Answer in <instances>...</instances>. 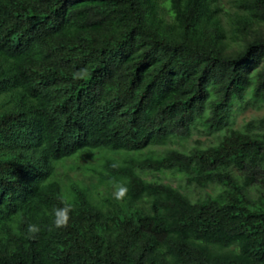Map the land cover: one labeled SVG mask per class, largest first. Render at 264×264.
Instances as JSON below:
<instances>
[{"label": "trees", "instance_id": "obj_1", "mask_svg": "<svg viewBox=\"0 0 264 264\" xmlns=\"http://www.w3.org/2000/svg\"><path fill=\"white\" fill-rule=\"evenodd\" d=\"M0 264H264V0H0Z\"/></svg>", "mask_w": 264, "mask_h": 264}, {"label": "clouds", "instance_id": "obj_2", "mask_svg": "<svg viewBox=\"0 0 264 264\" xmlns=\"http://www.w3.org/2000/svg\"><path fill=\"white\" fill-rule=\"evenodd\" d=\"M118 163H114L113 167H119ZM128 189L127 187L120 183H114V192L113 197L117 201H123L127 195ZM63 206L55 207L52 209L51 217L52 223L48 227L49 231H53L56 229L66 228L69 224L71 219L70 213L72 212V207L66 201H62ZM41 226L34 223H29L27 226V233L29 234L30 238L35 239L39 233L41 232Z\"/></svg>", "mask_w": 264, "mask_h": 264}, {"label": "rangeland", "instance_id": "obj_3", "mask_svg": "<svg viewBox=\"0 0 264 264\" xmlns=\"http://www.w3.org/2000/svg\"><path fill=\"white\" fill-rule=\"evenodd\" d=\"M224 3V2H223ZM261 115V112L259 111H255V110H247L245 112H242V113H237L236 114V121L238 123H241V122H247L251 119H254V118H257V117H260ZM205 136H202L200 139L203 140ZM196 138V137H194ZM87 162L90 161V158L88 160H85ZM83 161L82 160H79V166L82 167V163ZM81 170V169H80ZM65 171V170H63ZM84 172V171H83ZM79 172H69L68 175L72 178V179H76L77 175H78ZM86 173V172H84ZM87 174H83L82 178L86 177ZM145 179L147 180H151V179H154V177L157 179L159 178L160 180H162L163 182L165 183H170L172 184L173 186H176L178 184L180 185H183V181L180 180V179H177V177H174L170 174H165V175H151V174H146L143 176ZM97 191H100V189H98ZM193 195H196L194 191H191Z\"/></svg>", "mask_w": 264, "mask_h": 264}]
</instances>
